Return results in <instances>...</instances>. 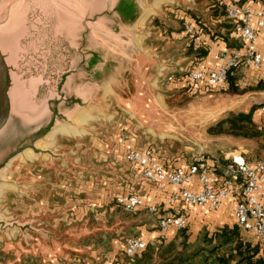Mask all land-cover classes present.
<instances>
[{"label": "crops", "instance_id": "0c3cea01", "mask_svg": "<svg viewBox=\"0 0 264 264\" xmlns=\"http://www.w3.org/2000/svg\"><path fill=\"white\" fill-rule=\"evenodd\" d=\"M231 1L212 0L208 2V0H204L200 5L207 11L205 13L206 19L197 21V19H190L187 13H185L190 8L186 6L185 0H156L159 6H156V3H154L149 14V16L151 14L156 15L154 20L146 25L148 16L143 24H138L136 29L137 41L140 43V52L133 66V81L136 86L135 92L140 94L141 103L140 101L139 103L136 100L133 101L134 98L130 99V101L120 100L114 95L117 106L127 114V120H130L128 121L129 123L134 122L142 128L140 122L146 120L152 122L163 118L161 121H168L164 117L165 114L163 112L164 110L168 111V107L162 100L164 91L170 92L169 97H191L193 95L197 96L215 92L220 88L229 89L228 83L215 87L212 90L195 87L187 77V70L198 63H202L207 68H215L218 64L214 58L216 54L224 51L243 50L245 48L244 42L234 33L230 21L222 14L221 5ZM165 3L180 6L178 10L176 9L178 14L181 15V21H177L178 24L170 20L165 12H162L161 6ZM252 5L255 9H260L264 7V1L255 2ZM185 23H191L199 28L203 39L200 49L201 53L191 48V39L187 36L186 32L181 30L180 26ZM259 34L262 36L264 32H260ZM148 37H151L152 41L149 43L144 42L143 44L142 40ZM258 47L263 55L261 67L247 65L244 61L237 72L239 79L236 85L242 89L251 86L256 87L260 80H264V48L261 43L258 44ZM169 76L174 77L172 82H168L167 78ZM230 94L236 96L235 99L239 96L243 100L249 99L248 93L239 95L231 92ZM107 101L108 99H104L100 103L99 108L101 111L105 110V106L109 105ZM256 104L258 103L254 101L240 106H246V109L243 110L242 108L241 112H249ZM236 109L241 110L240 108ZM229 110L234 111V109ZM259 113V117L264 114L262 112ZM255 116L256 114L254 115L255 124L258 125L259 123L261 125L260 118L258 117V119ZM147 132L155 134L153 130H148ZM144 133L145 131L141 130L140 136H128L129 140L126 143L129 145L125 149H116L114 152L116 155L114 156L113 154L114 160L119 163L123 160L128 164L127 169H129V173L124 172L125 175L122 176L123 179L126 178L124 186L119 184V180L121 179L119 177V170L116 173L118 175L116 182L112 181L110 183L108 180L106 183L94 184L95 186L81 183V190L78 193L87 194V191L89 192L91 189L98 192L97 197L89 203L86 200L79 199L77 202L71 203L73 205L72 208L70 207L71 209L55 207L53 210L46 209L27 215L18 213L16 215L17 220H21L22 222L29 219L38 221L36 228L42 229V233L34 237L32 242H29L31 245L21 239V233L18 231L8 233L6 236L0 234V264H153L155 262L151 256L153 253L163 256L164 258L162 257V260H160L164 263L173 259L172 255H174V251L170 248L177 242L178 234L181 231L171 228L164 237H160L156 233L159 218L162 215H171L174 212L167 210L163 206L165 198L173 189L170 187L161 189L148 182L136 167L125 158V154L130 150H145L151 146L148 145L141 148L134 145V139H140ZM232 138L233 140L238 139ZM240 140L242 142L240 141L239 143L243 144L247 150L235 149L232 152H241L246 158H250L246 156L249 151L251 153L258 152L259 158L264 159V151L259 148V142L261 146L264 145L263 136L260 141L259 138L257 140ZM249 143H251V146H248ZM152 146L157 149L158 158L162 159L168 167H187L188 164L181 166V164L171 163L170 160H166V148L158 144H153ZM71 151L73 152V148H71ZM118 153L120 154L119 156H117ZM206 160L210 166L217 165L218 168L225 163L220 160L210 161L209 158ZM35 161L37 162H33L34 164L23 162L16 168L15 173L16 180L22 183L20 189L16 188V192L19 194L18 197H22L23 199L30 198L34 201L41 197L42 181L46 180L36 170L44 166L47 173H53V178L56 181L59 175L49 163H45L46 161L37 159ZM110 163L111 165H115L116 162L111 159ZM227 165L229 167V162H226ZM73 166L71 163V170L74 169ZM78 169L85 176L97 174L96 172H92L86 165H82ZM66 174L70 177V174ZM59 179L62 180L61 178ZM70 180L71 186L72 183L77 181L75 178ZM192 187L198 188L195 184ZM10 189V187L4 188L0 195V209L5 212L4 218L6 220L14 218L9 212L8 195ZM130 192L140 193L146 202V206L133 213H123L118 206H110L109 199ZM81 198H83V195ZM233 204L234 200H227L221 209L217 211L215 219L223 224L229 223V214L230 210L232 211ZM150 205L161 206V209L163 208L164 210L160 214L151 213L148 210ZM183 207L182 204L179 209ZM197 208L207 212L205 208ZM67 211L71 213L70 217L69 215L64 216ZM188 214L190 223L196 220V215L193 211H188ZM63 218H65L66 222L64 226H62L61 222L59 223L60 220H64ZM46 234H50L51 237H48ZM132 236H141L147 242L148 245L144 255L129 257L125 254V238L127 240V238ZM193 238L194 234L188 241H191ZM166 250L172 253L167 255L165 253ZM179 260L177 259L174 264H179Z\"/></svg>", "mask_w": 264, "mask_h": 264}, {"label": "rangeland", "instance_id": "374dc122", "mask_svg": "<svg viewBox=\"0 0 264 264\" xmlns=\"http://www.w3.org/2000/svg\"><path fill=\"white\" fill-rule=\"evenodd\" d=\"M20 1L21 0H4L3 5H9V10L13 11L18 7V2ZM22 1L25 2V6L22 5L18 7V9L24 11V15L26 16H23L24 23L23 27L20 30L23 29L22 33L27 34L26 36H24V40L26 43H29L28 50L24 52V57L26 60H29L30 65H32V62H35L37 58L36 51L34 50V46L32 45V43H34L35 41L38 42L39 39V35L37 32L39 31V29H37L39 26L35 24L36 17L38 16L42 18L43 21H47V24L49 26L50 24L52 26V32L50 34L51 37H41V41L45 39L47 41V44L50 45L55 41V38L59 39V37H56L53 33L54 27L53 23H51L53 22V19L52 15L49 14L52 9L50 0H46L48 1V3L45 2L43 4V9H40V4L33 3L34 0ZM97 1L98 0H89V17H97L100 11L97 10L98 7H101L103 5H101V1L99 2V4H97ZM187 1L189 2V4ZM203 1L204 0H185L186 6L191 8H189V10H186L185 12L190 17V19H197V21L206 19L205 13L207 11H205L202 5H200ZM209 1L212 0H208V2ZM221 7L222 14L225 15V4L221 5ZM179 8L180 6L171 3H165L161 6L162 12H165L167 17L175 22L181 21V15H179L177 12ZM45 11L47 12L45 13ZM155 16L156 15L151 14L147 18L146 25L150 24L152 20H154ZM144 21L142 22V24L144 23ZM40 27L45 28V25L43 26L42 24H40ZM180 27L181 30L185 32L184 25H181ZM84 29H86V27H84L83 30ZM92 30L93 28H89V39L87 41L90 48L96 50L97 43L94 42L92 39ZM63 33L67 34L66 31H63ZM78 34H80L79 30ZM61 39L65 41L63 42V44L65 43V45L69 42H73V45L78 46L81 40V35L70 39L68 35L63 34V37ZM151 41V37L142 40L143 44L144 42L149 43ZM42 46L44 47V45ZM63 49L64 45L62 46V50ZM40 62L42 63L43 60H40ZM49 62L52 63V59H50ZM50 66L51 64H49V67ZM160 86L162 87V85ZM238 88L240 92H237L236 94L245 95V93H248L247 95L249 99H240L241 96L235 99L236 96L230 94V88L227 90L220 88L218 91L215 92H210L197 96L193 95L191 97H169L170 92L164 91L162 94V100L164 104L168 107V111L164 110L163 112L165 114L164 117L168 121H161L163 120V118L161 120H156L152 122L146 120L140 122L143 129L137 126L138 124L136 125V123L134 122H128L130 120H127V114L122 111L116 104V97H114L115 94L113 91H109L108 93L105 92L104 96L102 95L103 97H101L102 99H108L107 103L109 105L105 106V110L101 111L100 108L92 110L95 106H91V108L87 111H83L84 113L89 115V118H87L85 121L81 120V122H79L77 116L73 118V124L83 132L75 133L72 131L71 133H60L56 135L54 139L49 140V142H51L50 145H41L42 148H51L56 154H61L62 156L58 155L61 159L55 160V162H57L56 164L58 165L55 169L53 168L59 174L57 181L53 178V173H47L45 171L44 166L39 170H36L42 174V177L46 178L45 181H42V192L41 197L39 199L34 201L30 198L23 199L22 197H18L19 194L16 192V187L10 186L11 189L9 190L8 195L9 212L11 215L14 216V218L8 219V221H16V215L18 213L27 215L31 213H38L39 211L46 209L53 210L55 207L71 209L73 207L71 203H75L79 199L86 200L89 203L97 197L96 195L98 192L91 189V191H87V194L78 193V191L81 190V183L83 182V184L87 183L89 186H95L96 184L102 182L106 183V181L108 180L110 181V183L112 181L116 182L118 176L116 173L119 172V170V177H121V179L119 180V184H121V186H124L126 178L123 179L122 176L125 175L124 172H126L127 174L129 173V169H127L128 164L123 160H121L120 163L114 160L113 157L116 155L114 154V152L116 149H125L126 146L129 145L128 143H126V141L129 140L128 136H140L141 130L145 131V133L142 135V137H140V139H134L135 146L144 148L148 145L152 146L153 144H158L159 146L166 148V160H170L171 163L181 164V166L183 164L189 165L191 163H194L198 159H201L203 157L205 159L209 158L210 161L220 160L221 162L225 163H223L220 168H218L217 165H215L214 168H216L218 173H221L223 176H229V169L228 165L226 166L227 161L225 160V155L229 154L235 149L245 150L246 148L243 144L239 143L241 141L240 139L233 140V138L230 136L212 135L209 133V128L214 124L218 123L223 118H227L228 113L241 112L242 108L243 110L246 109V106L240 107L244 104L255 101L258 103L254 105L255 107L258 106L257 110L264 106V90H256L254 89L256 88L255 86L246 87L243 89L238 86ZM101 98H98L97 101L101 100ZM236 108H240L241 110ZM229 109H234V111H230ZM137 111L140 112L139 110ZM259 112L261 111L255 113L256 118L260 116ZM259 118L260 123L262 122V124L260 125L258 123V125L256 124L255 127L256 131L260 132L261 134L259 135L260 141L262 136L264 138V114ZM148 130H153L155 134L148 133ZM259 145V148L264 151V145L261 146L260 142ZM248 146H251V143H249ZM71 148H73L74 153L72 151L70 152ZM65 152L67 153L63 155V153ZM257 153L258 152L251 153L249 151L246 156H249L250 159L259 158V155H257ZM119 155L120 154L118 153L117 156ZM37 158L38 157L19 158L15 161L14 167L12 168V170H10V174L13 172L15 166L20 165L23 162L34 164L33 162L36 163L37 161L35 160ZM111 159L116 162L115 165H111ZM44 161H46L45 163H48V157H44ZM71 163L72 165H74L73 170L70 169ZM82 165L88 166V168L92 172H96L97 174L89 176H85V174L83 175L82 171H79L78 169V167ZM66 173L70 174V177ZM59 178H61L62 180H60ZM72 178L77 179V181L72 183L71 186L70 179ZM11 179L16 180V178L13 177H11ZM106 190L108 189L106 188ZM82 195L83 198H81ZM54 197L55 199H53ZM115 198L116 196L114 198L109 199L110 206L116 205V203H114ZM119 209L121 210V212L123 211L121 208ZM192 211L196 215V220L191 222L186 229L180 230L181 232H179L178 234L177 242L174 243V246L172 248H170L174 251V255H172L174 258L164 263L161 261L163 256H161L160 254L155 255L153 253V255L151 256L155 260V264H174L177 259H180L179 264H211V262H215V255L210 256L209 253L205 250H211L214 246H218V244H220V240L216 238L214 239V236L215 234L219 233L224 226H236V220L233 216V213L230 210L228 220L229 223L223 224L215 219V215L218 212H204V210H200V208L197 207L191 208L189 210V212ZM124 212L125 211H123V213ZM70 214L71 213L67 211L66 215L64 214V216L69 215L70 217ZM63 219L64 220L59 221V223L61 222L62 226L66 225L65 218ZM193 234L194 238L191 239V241H188V239ZM239 236L241 237V241L243 243H250L254 246L258 244V238L251 232H247L242 229V231H239ZM230 249L231 246L222 247L220 250H218L216 255L220 254L222 256L225 254H230ZM165 253H167L168 255L172 252H167L166 250ZM261 254L264 255V246L262 247ZM235 262L233 261L232 264H235Z\"/></svg>", "mask_w": 264, "mask_h": 264}, {"label": "water", "instance_id": "95a60500", "mask_svg": "<svg viewBox=\"0 0 264 264\" xmlns=\"http://www.w3.org/2000/svg\"><path fill=\"white\" fill-rule=\"evenodd\" d=\"M50 1L53 33L59 39L55 38L50 45L45 39L40 40L51 37L52 26L37 16L39 39L32 43L37 58L30 65L24 57L29 47L24 40L27 34L20 30L26 15L18 9L25 6V2L21 0L18 7L10 11L9 5H3L4 0H0V195L6 187L21 188V181L11 179L15 178L19 165L11 174L10 170L19 158L30 157L28 152L34 155L32 158L38 157L37 160L48 157L49 165L55 169L58 165L55 160L61 159L58 156L61 154L41 145L49 142L57 126H75L73 118H78L91 106H95L92 110L99 108L105 92L113 91L120 100L134 98L133 101L141 103L133 81V66L140 52L136 29L156 0H98L97 4L101 1L103 7H98L100 11L95 18L89 17V0ZM45 2L48 3L33 1L40 4V9ZM89 28H93L96 50L90 48L87 41ZM63 34L70 39L81 35L79 45L63 44ZM98 98L101 100L97 101ZM4 216L5 212L0 209L2 236L18 231L21 239L30 244L42 233V229L36 228L38 221L9 222Z\"/></svg>", "mask_w": 264, "mask_h": 264}, {"label": "built area", "instance_id": "2783aa9c", "mask_svg": "<svg viewBox=\"0 0 264 264\" xmlns=\"http://www.w3.org/2000/svg\"><path fill=\"white\" fill-rule=\"evenodd\" d=\"M225 16L234 24V33L245 44L243 50L224 51L214 56L218 62L215 68H207L202 63L187 70V77L198 88L212 90L227 83L232 69L247 65L261 67L263 55L258 44L264 48V7L255 9L251 3L240 4L237 0L225 4ZM194 50L201 48L202 34L191 23L184 26ZM174 80L173 76L167 78ZM264 112V106L260 108ZM153 146L145 150H130L125 154L128 162L140 168L142 176L158 188L173 190L165 198V208H179L183 204L185 212L162 215L158 220L156 233L164 237L171 228L183 230L190 224L188 211L194 207L205 208L216 213L227 200H234L232 213L236 223L245 231L253 233L264 244V159L254 163L247 161L243 153L235 151L225 155L229 162V176L220 175L203 157L187 167L167 168L157 156ZM193 184L198 188H193ZM116 205L127 213H133L146 206L139 193L119 195ZM151 213L160 214L161 207L150 205ZM147 242L141 236L127 238L125 254L134 257L146 250Z\"/></svg>", "mask_w": 264, "mask_h": 264}, {"label": "trees", "instance_id": "16d2710c", "mask_svg": "<svg viewBox=\"0 0 264 264\" xmlns=\"http://www.w3.org/2000/svg\"><path fill=\"white\" fill-rule=\"evenodd\" d=\"M259 1H264V0H237V2H239L242 5L248 4V3L253 4ZM230 23L232 25V29L234 30L233 22L230 21ZM192 47L193 45L191 42V48ZM192 49L194 50V48ZM200 49L201 48H199L196 51L200 52ZM240 68L232 69L228 75L227 83L229 84L230 91L233 93L240 92L238 86L236 85L237 80L239 79V75L237 74V72ZM254 89L260 90V91L264 90V81L263 80L260 81L258 85L256 86V88ZM257 108L258 106L257 107L254 106L249 112H230L228 113L227 118H223L218 123L214 124L213 126L209 128V133L212 135H225V136L235 137L238 139H246V140L258 139L259 135L261 134L260 132L256 131V127H255L256 124L254 122V115L257 112L256 111ZM260 159L262 158H255V159L247 158V161L250 163H254ZM132 165L135 166L136 169L142 174L139 167H137L135 164H132ZM166 167L172 168V167H168L167 165ZM219 174L222 175L221 173ZM131 193H137V192H130L126 194H131ZM163 206L165 207L164 204ZM163 210L164 209L162 208L161 212H163ZM167 210L174 211L175 213L173 212V214H177L179 212H185L184 208H181V209L167 208ZM240 230L242 231V228L236 223V226L234 227H231L229 225L224 226L223 229H221L219 233L215 234L214 239L215 238L219 239L220 244H218V246H214L213 249L211 250H205L209 253L210 256L215 255V258H214L215 262H211V264H214V263L215 264H232L233 261L235 262V260H236L235 264H264V255L261 254L262 247L264 246V244H262L259 240L256 246L250 243H243L241 241V237L239 236ZM225 246H231L230 254H225L222 256L220 254L216 255L218 250H220L222 247H225ZM145 251L146 250L138 253L137 255H140V256L144 255Z\"/></svg>", "mask_w": 264, "mask_h": 264}, {"label": "bare ground", "instance_id": "6f19581e", "mask_svg": "<svg viewBox=\"0 0 264 264\" xmlns=\"http://www.w3.org/2000/svg\"><path fill=\"white\" fill-rule=\"evenodd\" d=\"M156 6H159V3L157 2L156 3ZM149 14H150V11L149 12H146L145 14H144V16L141 18V20H140V24L149 16ZM87 118H89V115L88 114H86V113H82L79 117H78V120H79V122H81V120L82 121H85ZM83 132V131H81L80 129H78V127H76V126H72V125H59V126H57L52 132H51V134H50V136H49V138H48V140H52V139H54L55 138V136L56 135H58V134H60V133H71V132ZM51 144V142H47V143H45V145H50ZM28 156H30L31 158L32 157H34V155L31 153V152H28Z\"/></svg>", "mask_w": 264, "mask_h": 264}]
</instances>
